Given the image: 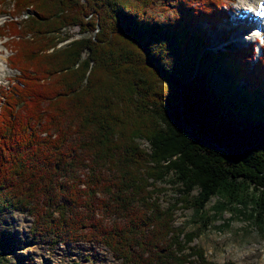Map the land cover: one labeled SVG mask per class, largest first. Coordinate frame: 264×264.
<instances>
[{"label":"trees","instance_id":"obj_1","mask_svg":"<svg viewBox=\"0 0 264 264\" xmlns=\"http://www.w3.org/2000/svg\"><path fill=\"white\" fill-rule=\"evenodd\" d=\"M231 8L0 0L14 71L0 87V215L27 212L31 241L94 240L119 264H234L206 259L155 195L171 177L196 214L215 197L219 211L251 203L264 228V45L216 48L202 27ZM11 246L0 229V264H42L8 259Z\"/></svg>","mask_w":264,"mask_h":264},{"label":"rangeland","instance_id":"obj_2","mask_svg":"<svg viewBox=\"0 0 264 264\" xmlns=\"http://www.w3.org/2000/svg\"><path fill=\"white\" fill-rule=\"evenodd\" d=\"M226 1L232 7L230 13L223 18L228 19L227 22L218 23L214 30L209 27L211 23H202V27L207 29L209 45L221 48L225 44H235L240 47L252 43V37L245 35L248 30L239 26L241 24L239 22H243L250 11L251 15L253 13L251 18L254 22V25H251L253 26L251 33L258 34L261 38L260 42L264 41V26L257 25L260 21L254 17L260 5L259 0H241V3H246L241 7L238 6L240 0ZM1 12L2 10H0V26L7 17ZM240 15L244 17L243 20L238 19ZM68 32L72 38L81 36L77 27L70 28ZM225 36L227 41L223 43L221 38ZM4 40L0 38V59L4 62L0 71V87L7 86L8 78L14 75V71L8 66L7 56L10 51L5 46ZM138 142L141 147H148L145 141ZM170 178L156 182L155 187L161 189V192L158 191L155 195L159 197L163 207L177 203L179 209L174 212V226L183 230L181 236L185 233L190 234L189 232L198 233L190 245L199 246L204 250L206 259L212 262L264 264V228H260L249 217L251 203L246 205L230 203L219 211L214 206L224 198L215 197L196 214L191 207H185L181 202H177L180 194ZM195 194L196 192H193V195ZM0 220L2 223L0 229L8 230L14 241V247L7 248L9 250L7 258L10 260L16 256L23 259L28 257L42 264H119L120 262L108 248L94 240L57 246H49L38 238L31 241L29 229L32 218L27 212H6L0 215ZM205 223L207 226L204 225Z\"/></svg>","mask_w":264,"mask_h":264},{"label":"bare ground","instance_id":"obj_3","mask_svg":"<svg viewBox=\"0 0 264 264\" xmlns=\"http://www.w3.org/2000/svg\"><path fill=\"white\" fill-rule=\"evenodd\" d=\"M242 1L240 0V2H238V6H243L244 4H246L245 2L244 3H241ZM258 3L260 4L259 6H258V11H257V13L259 14V13H261L262 12V8H263V4H264V0H259L258 1ZM258 3H256V4H258ZM251 4V3H250ZM229 13H230V11H229ZM257 13L254 15V17L255 18H258L257 17ZM251 16H253V13H252V15H251V11L246 15V17H245V19L243 20V16H239L238 17V19L239 20H243V22H239V23H244L243 25H242V27L245 29L246 27H250L251 28V25H254V22L252 21V18H251ZM264 19V18H263ZM247 20V21H246ZM241 24H239V26L241 25ZM234 28V27H233ZM252 30H250V31H247L246 32V36L248 37L249 35L251 36V37H253L254 36V34L252 35ZM254 32V31H253ZM0 57H1V55H0ZM3 65H4V62L3 61H1V59H0V71L2 70V67H3Z\"/></svg>","mask_w":264,"mask_h":264}]
</instances>
